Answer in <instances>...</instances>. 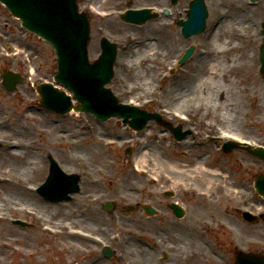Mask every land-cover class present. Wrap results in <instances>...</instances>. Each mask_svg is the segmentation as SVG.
I'll return each instance as SVG.
<instances>
[{
  "label": "rangeland",
  "instance_id": "374dc122",
  "mask_svg": "<svg viewBox=\"0 0 264 264\" xmlns=\"http://www.w3.org/2000/svg\"><path fill=\"white\" fill-rule=\"evenodd\" d=\"M190 1L180 0L172 6L169 0H77L79 10L90 20V62L101 52L102 37L118 46L114 77L107 87L120 101L158 113L175 126L181 124L195 133L181 142L175 141L154 121L136 132L116 118L99 122L83 113L61 116L44 110L35 87L43 82L55 85L54 50L24 30L20 21L0 3V167L3 168L0 172L25 167L26 160H35L39 169L30 171L29 186L37 188L49 174L48 158L52 157L65 173L80 177L79 192L71 194L70 201L56 203L44 200L35 189L30 196L0 185L1 196L14 195V205L33 210L23 214L8 211L0 221V244L4 241L10 244L6 250H0V264H234L238 251L264 257V220L248 223L241 214L246 209L264 213V201L254 190L255 177L264 173V161L241 150L225 154L221 145L210 140L226 130L264 144L263 107L252 113L250 104L244 103L246 97L238 95L237 101L243 103L236 120L222 122L218 115L224 113L222 107L208 111L202 107L195 113L188 112L193 102L187 103L180 96L169 94L176 87L187 90L198 83L204 86L202 66L211 67L217 62L228 65L222 60L201 56V51L211 42L217 47L223 46L224 38L214 41V36L209 40L211 32L220 20L230 21L245 9L251 22H247L248 38L243 49L250 50L252 58L248 57L242 65L245 70H232L229 74L233 80L245 78L242 86L252 89V96L258 98L261 92L258 86L264 85L259 61V48L264 45V0L256 3L204 0L208 11L206 30L185 39L176 21L186 19ZM149 5L169 6L174 16L169 19L160 16L140 26L122 21L121 15L127 9ZM107 13L113 17L105 20L101 15ZM136 42H147L155 52L154 60L149 53L145 57L148 62L141 64L143 57H139L148 48H139ZM190 45L196 46L194 54L173 76L163 78ZM6 71L18 73L25 80L13 93L6 92L1 84V75ZM137 72L150 80L151 87L144 93H136L133 88ZM214 79L216 83H224L218 76ZM249 79L254 80V88ZM147 94L148 97H143ZM223 98L221 102L230 96ZM182 111L188 119L175 115ZM210 121L217 124L213 131L205 126ZM15 144L19 147L12 149ZM127 148L130 156L125 153ZM142 153L146 154L147 165L140 172L138 161ZM20 156L23 162L11 159ZM174 162L191 170L200 165L219 169L223 177L218 176L212 197L199 194L209 183L208 178L182 177L163 165ZM165 191H173L175 196L165 198ZM172 200L186 211L183 219L178 220L170 213L167 205ZM106 203H113L114 210L104 211ZM44 204L54 209L43 208ZM143 205L158 209V216H147ZM40 211L49 221L71 223L96 241L83 244L64 235L36 232L35 214ZM14 220L26 226L14 225ZM104 246L114 252L111 258L102 254Z\"/></svg>",
  "mask_w": 264,
  "mask_h": 264
},
{
  "label": "water",
  "instance_id": "95a60500",
  "mask_svg": "<svg viewBox=\"0 0 264 264\" xmlns=\"http://www.w3.org/2000/svg\"><path fill=\"white\" fill-rule=\"evenodd\" d=\"M16 17L23 21V26L31 32L43 37L56 49L58 56V75L55 80L68 87L80 103L75 110L93 112L100 119H107L111 116H119L128 121L134 129L143 128L148 120L154 119L159 124L165 125L158 115L147 114L132 108L118 105L109 90L103 86L113 76L112 66L116 56V46L110 44L106 39L101 41L103 54L95 65L87 63V44L89 41V21L85 14H78L76 0H0ZM177 0H173L175 3ZM148 16V15H147ZM207 17L206 9L202 0H195L191 3L189 19L182 23L183 34L186 37L201 32L205 27ZM126 21L136 24L144 23L148 18L146 11H129L124 17ZM262 74H264V47L261 49ZM191 50L183 60L190 55ZM20 76L7 72L3 74V85L13 92L16 84L21 83ZM41 96V104L48 110L59 114L67 113L72 105L70 99L63 92L53 89L49 85H41L37 89ZM173 134L176 140L180 141L185 136L180 129H175ZM236 148L233 144H226L225 151L230 152ZM251 154L264 160V153L248 150ZM50 176L46 183L39 189L45 198L52 201L67 200L68 194L78 191V176H67L63 174L58 165L50 158ZM256 187L258 193L264 196V179ZM105 210L113 209L112 205H106ZM176 209L177 207L174 206ZM178 210V208H177ZM176 213L182 215V212ZM148 210L147 214H151ZM111 256L110 251H105Z\"/></svg>",
  "mask_w": 264,
  "mask_h": 264
},
{
  "label": "bare ground",
  "instance_id": "6f19581e",
  "mask_svg": "<svg viewBox=\"0 0 264 264\" xmlns=\"http://www.w3.org/2000/svg\"><path fill=\"white\" fill-rule=\"evenodd\" d=\"M240 10V8H239ZM109 18H106L105 20H108ZM111 20V19H110ZM221 21V22H220ZM216 27L213 29L211 32L209 40H212L214 37V41H217L220 38H224V43L223 46H215V42L209 43L208 48H204L201 51V56L206 57V58H211L212 57L215 60H222V62H227L228 65H225L223 63H219L217 61H214L213 63L217 62L214 66H202L201 67V72L204 74L205 80L204 86L203 84L199 86V83L195 86H192L191 88H188L187 90L184 88H175V89H170L169 94L171 97H181L180 100L184 102H193V105L191 108H189L190 111L188 112H193L195 113L196 110H199L200 108H204L205 111H208L209 109L213 108H220L222 107L224 113L221 114L219 113V117L221 118L220 121H225L228 120L230 122H234L237 118V112H239L238 108L240 105H242L243 101L240 102L237 101L238 95H240L242 98L246 97V100L244 103L246 105L250 104V112L252 113H257L259 110L263 107L264 109V85L263 86H258L260 88L261 92H259V97L256 98L252 96V89H249L246 87V85L242 86L244 83L245 78H235L234 80L230 76L231 74L230 71L235 70V71H242L245 70V67L242 66L244 65V62L248 60V57L252 58V53L250 50L243 49L245 47V43L247 42V32H248V27L249 24L247 23L248 21L251 22L249 19V14L243 9V13L232 18L230 21L228 20H220ZM255 41V39H253ZM134 41V40H132ZM140 44L139 48L142 47H147L148 50H144L143 53L140 55L143 57L139 62L141 64H146L148 60L145 58L146 55L151 53V60H154V55L155 52L152 51V49L149 47V44L147 42H136V44ZM144 47V48H145ZM150 48V49H149ZM231 56V57H230ZM229 57V58H228ZM220 77L221 80H223L222 83H216L214 81L215 77ZM150 80H148L145 77L142 76L140 72H137L134 75V82H133V88L135 89L136 93L141 92L144 93L145 90L150 89L151 87L149 85ZM248 82H251L252 86L255 87L256 84L254 80L249 79ZM240 84V85H239ZM131 92H133L132 89H130ZM147 93V92H146ZM251 94V96H250ZM140 95V94H139ZM149 94L143 95V97H148ZM225 96H230L228 100L225 99ZM250 96V98H249ZM226 101L221 102V98ZM250 99V100H249ZM237 101V102H236ZM182 103V102H180ZM180 103H176V105H181ZM196 103V104H194ZM222 104V105H221ZM221 109V111H222ZM230 109V110H229ZM229 110V111H227ZM182 113L186 114L185 111H182ZM182 114V115H184ZM206 128H212L213 122H207L205 124ZM231 136L229 134L226 135ZM235 137H239L237 135H233ZM18 146L15 144L12 149L18 148ZM11 150V149H10ZM15 151V150H14ZM20 156L18 157H13L11 158L13 162H23L24 158ZM25 167H19L16 170H7L4 169L5 171L0 172V185H4L7 188L11 189H17L20 193L24 194H29L32 196L33 188L29 186V181H30V171H37L39 169V164L35 160H26L25 162ZM139 166H140V172L144 171L145 166L147 165L146 162V154L142 153L141 157L138 161ZM164 166L167 167V169L170 172L177 173V174H182V177H190V176H201L203 179L210 180L207 185H205L204 190L199 191L200 195H206L208 198L212 197V194L214 190L216 189V183L217 179L219 178L218 176L221 175L219 172V169H208L205 168L203 165L201 166H194V168L191 170L188 167L182 165L180 166L178 163L174 162L172 164L164 163ZM198 165V164H196ZM11 167H14L13 164H10ZM3 168L0 167V170ZM157 173V172H156ZM185 174V176H184ZM222 176V175H221ZM160 177V176H157ZM223 177V176H222ZM226 178V177H225ZM222 181L224 182V179ZM214 180V181H211ZM38 183L35 182L32 184V186H35ZM239 193L237 190H232V192ZM14 195H6L5 197L0 195V221L5 219V213L8 211H13L17 212L20 214L23 213H32V209L28 206H21L17 207L13 203V198ZM216 200V198H214ZM218 201V200H216ZM214 201L213 203H215ZM43 208L51 209L53 206L50 205H43ZM54 209V208H53ZM53 213V212H52ZM58 212L55 210L54 215H56ZM35 217L37 219L36 223V232L40 234L44 233H52V234H58V235H64L68 240H75L78 243H83L87 244L90 243V241H96L93 236L87 234L84 232L82 229H78L75 226H73L71 223L64 222V221H57V222H51L44 217V212L40 211L35 214ZM211 228V227H210ZM7 247H10V244L7 242H2L0 244V250L4 251L7 249Z\"/></svg>",
  "mask_w": 264,
  "mask_h": 264
}]
</instances>
